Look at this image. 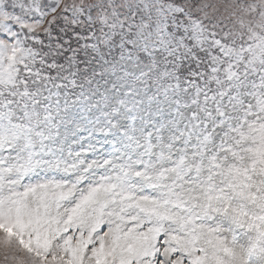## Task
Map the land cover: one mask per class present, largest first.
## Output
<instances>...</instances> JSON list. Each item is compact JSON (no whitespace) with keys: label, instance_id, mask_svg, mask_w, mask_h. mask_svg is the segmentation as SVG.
<instances>
[{"label":"snow or ice","instance_id":"1","mask_svg":"<svg viewBox=\"0 0 264 264\" xmlns=\"http://www.w3.org/2000/svg\"><path fill=\"white\" fill-rule=\"evenodd\" d=\"M0 264H264V0H0Z\"/></svg>","mask_w":264,"mask_h":264}]
</instances>
